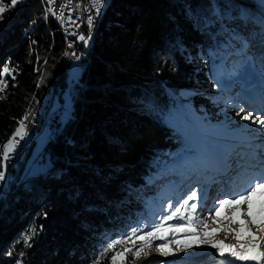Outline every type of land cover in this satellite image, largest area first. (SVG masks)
I'll return each mask as SVG.
<instances>
[{"label": "trees", "instance_id": "16d2710c", "mask_svg": "<svg viewBox=\"0 0 264 264\" xmlns=\"http://www.w3.org/2000/svg\"><path fill=\"white\" fill-rule=\"evenodd\" d=\"M224 1H112L74 79L71 113L40 153L47 168L26 172L34 142L8 197L0 198V264H112L136 240L104 249L147 222L154 194L164 196L155 203L158 213L167 199L186 196L195 174L218 177L213 165L222 157L215 146H226L214 138L190 143L169 120L185 126L187 114L220 103L219 89L209 93L215 64L220 75L254 58L264 76V4L229 0L236 13ZM1 3L8 10L0 20V71L6 63L14 71L0 75L7 81L0 91V147L49 93L63 100L69 78L65 38L39 0ZM245 39L250 45L242 50ZM182 92L192 94L190 107H181ZM181 156H188L180 162L186 174L166 169ZM5 163L9 172L0 156V170ZM174 181L180 189L171 187Z\"/></svg>", "mask_w": 264, "mask_h": 264}, {"label": "rangeland", "instance_id": "374dc122", "mask_svg": "<svg viewBox=\"0 0 264 264\" xmlns=\"http://www.w3.org/2000/svg\"><path fill=\"white\" fill-rule=\"evenodd\" d=\"M259 1L264 4V0ZM26 2H28V0H18L17 4H24ZM224 3L226 9H232L238 13L237 6L234 2L225 0ZM0 7L5 8L4 12L8 10V8L1 3V0ZM2 14H0V20H2ZM90 42L91 40L88 42V46H90ZM42 68L43 76L45 64L42 65ZM213 72L216 74L217 84L214 83L211 86L209 93H214V89H219L223 95L220 103H217L215 106H211L208 103L203 112L199 114H193V112H191V116L187 114L185 126H180L179 123L172 119L169 120V124L182 133L190 143H192V141L203 143L201 142L202 139L211 140L214 138L215 140L213 141L226 146V148H222L220 145L215 146L222 151H220L219 155L222 158L216 159L213 165V168L220 174V177L216 176L214 179H209L206 173L200 175L195 174L193 178H191L190 183L185 186V192H187V196L191 191H196L197 199L188 202V205L196 203V211L192 212L190 206L186 205L185 208H182L180 212L176 213L175 217L171 220H166L165 218L175 210L186 196H176L175 199H167L160 206L159 212L156 213L155 203L163 201L164 196L160 193L154 194L153 197L148 200L150 206L149 212L151 214L147 222L138 225L135 229H137L138 232L140 231V233L137 234V236H139L147 232L154 225L163 224L164 228L162 235L165 239L152 240V247L147 249L146 253L142 254L138 259H135L132 253L128 255V258L127 256L118 257L117 264H204L199 260L200 252H205V254L209 253L213 260L212 264H224L223 259L218 256L216 250L210 246L211 243L223 242L225 245L234 246L238 251H243L241 245L252 242L249 233L258 237L255 243L260 245L261 251H264V224H261V226L257 228L256 225L251 223V217L248 215H240L237 217L236 222H232L231 217H233L236 212L235 206L220 208L218 216L211 211L217 206L219 199L224 198L229 193L243 190L253 178L254 174L264 171L255 169L256 165H262L261 162L264 161V132L259 130L261 126L256 119L258 115L264 118V76L260 74V68L256 64L254 58L244 60L242 65L232 73L223 70L219 75L216 64ZM71 81V78H68L67 89L62 96V103L66 109H71L72 107L70 90L77 80L72 83ZM180 95L181 107L184 105L190 107L192 103V94L182 92ZM40 102L35 107L37 112ZM252 102H259L261 106H254ZM177 113L179 114V112ZM249 114L251 116L249 120L242 119L244 115ZM30 116L31 113L29 118ZM65 117L68 119V116H64L63 119H65ZM204 117H207V119ZM253 121L256 122L254 123ZM20 130L24 137L26 133L24 127L22 129L20 128ZM16 137L21 139L20 136ZM27 142L32 146L34 138L29 136ZM46 143L47 140H42L41 138L36 140L32 154L26 163V172L30 171L32 174H37L47 168L48 160L44 162L43 158L40 156ZM216 153H218L217 150ZM183 158L187 160L188 156L179 157L176 164L168 166L166 169L174 167L175 170L179 169L178 173L180 175L184 174L187 169L180 163ZM222 171L225 175V179H222ZM7 172H5V180L1 185L0 191L3 186L11 189V185L15 180L14 179L12 183L5 184ZM13 177L15 178V174ZM195 182L201 184V187L194 188L195 185L192 183ZM179 184L180 182L174 181L171 183V187L176 190L180 189ZM9 192L7 195L5 194L6 198ZM1 193L2 192H0V194ZM0 198L6 200L1 195ZM228 198H230V196ZM261 199L259 195L253 197L254 210L257 212L259 211L258 202ZM239 209L242 213H247L248 206L246 204L240 205ZM240 221L246 222L247 230L243 232L242 239L238 240L235 234L242 231V228H244V225H242ZM204 224H206L207 227H204ZM189 225H191L190 228ZM175 228H180V231H174ZM205 232H215L216 234L205 237ZM133 240H136L133 249H138L145 243V241L137 239L136 237H133ZM205 241L208 242L206 243ZM177 242L192 243L193 247L181 249ZM161 244H166L175 255L160 252L157 245ZM225 252L227 253L228 249H225ZM251 254V252L246 253V255ZM235 262L256 264L254 261ZM261 264H264V262H261Z\"/></svg>", "mask_w": 264, "mask_h": 264}, {"label": "snow or ice", "instance_id": "6c2138e0", "mask_svg": "<svg viewBox=\"0 0 264 264\" xmlns=\"http://www.w3.org/2000/svg\"><path fill=\"white\" fill-rule=\"evenodd\" d=\"M18 0H11L12 6H15L17 4ZM50 3L54 2V0H49ZM93 6L96 9V15H100L101 8L105 6L104 0H93ZM5 11L4 7H0V14H2ZM53 15H55V11H53ZM62 18V14L61 17ZM70 19V18H69ZM89 25L92 24V18L89 17L88 20ZM260 44L262 51L260 53V63L262 68V74H264V19H261L260 21ZM81 40H84V36L79 37ZM250 45V41L245 39L243 42V48H248ZM251 59V58H250ZM14 71V69H10L8 67V64L6 63L2 67V71H0V75L3 74H11V72ZM12 79H15V76H12ZM7 87V81L0 79V91L3 90V88ZM251 118L249 115H244L242 117L243 120H249ZM27 119V117H25ZM259 122V125L261 128L259 129L261 132H264V118H261L259 115L256 118ZM254 123L256 121H253ZM24 127L23 123H21V129ZM16 136H20L23 138L21 130L17 129L15 136H13L7 144L0 147V156L3 158V162H7L9 160V154L10 152H13L15 150V138ZM262 168H264V163L261 165ZM5 171H6V163L4 164V170H0V181L5 180ZM259 195L262 199L258 202L259 211L254 210V202L253 197ZM230 196V198H228ZM197 199V193L196 191H191L184 199L183 201L175 208V210L168 215L165 219L171 220L175 217L176 213L180 212L182 208H185V206H190L192 209V212L196 211L197 205L196 203H192L191 205H188L189 201ZM246 204L248 206L247 213H242L239 209L240 205ZM236 207V212L234 213L233 217H231L232 222H236L237 217L240 215H248L251 217V223L256 225L257 228L261 226V224H264V171H261L260 173L254 174L253 178L249 181L248 185L239 192L229 193L224 198H221L218 200L217 206L214 207L211 211L214 212L217 216L219 215V209L223 207ZM242 225H244V228H242V231L237 232L236 238L242 239L243 232L247 230V224L244 221H240ZM204 227H207L206 224L203 225ZM143 227V226H142ZM191 225H189V228ZM164 225H154L151 229H149L147 232L143 233L142 235L137 236V230L134 228L130 233H126L124 237L121 239H117L115 241H112L108 244V247L104 249V251H107L108 249H115L116 245L122 244L125 242H131L135 243L133 240V237H136L137 239L145 241V243L138 249H131L125 247L121 252H116L115 255L111 257L112 264H117V258L122 256L125 252H131L133 254V257L135 259L140 258V256L144 253H146V250L152 247V240H162L165 239V237L162 235ZM174 231H180V228H175ZM215 232H205V237H210L212 235H215ZM251 235L252 242L241 245L243 248V251H238L235 249L232 245H225L223 242H212L211 247L216 250L219 257H221L224 261V264H235V261H254L256 264H261V262H264V251L260 250V245L256 244L255 241L258 239L255 235ZM30 239V237H29ZM206 243L208 241H205ZM178 246L181 249H188L192 248V243H180L177 242ZM160 252L164 254H170L175 255V253L171 252V249L166 244L157 245ZM225 249H228V252H225ZM251 252V255H246V253Z\"/></svg>", "mask_w": 264, "mask_h": 264}, {"label": "built area", "instance_id": "2783aa9c", "mask_svg": "<svg viewBox=\"0 0 264 264\" xmlns=\"http://www.w3.org/2000/svg\"><path fill=\"white\" fill-rule=\"evenodd\" d=\"M106 1L104 0V4ZM52 3L54 5V11L57 12V21L68 25L69 53L65 69L72 83L80 73L81 63L87 55L88 42L92 36V27L96 23L99 15H96L93 0H54ZM61 14L62 18H60ZM89 17L92 18L91 26L88 23ZM80 36H84L85 39L81 40L79 38ZM70 113V109L64 107L61 97L58 94L49 93V98L46 101H41L37 115L33 116L29 120V124L24 128L26 132L24 137L14 141L15 150L9 154L10 158L8 162L10 168L6 176L5 184L13 182L15 179L13 177L14 172L16 173L20 170L21 163L27 158V153L31 149L27 138L29 136L33 137L34 142L38 138L49 140L59 131L60 125L64 122V116H68ZM56 115H58V122L55 124L53 119ZM65 119L67 118L65 117ZM9 190V188L3 186L0 195L6 199Z\"/></svg>", "mask_w": 264, "mask_h": 264}, {"label": "bare ground", "instance_id": "6f19581e", "mask_svg": "<svg viewBox=\"0 0 264 264\" xmlns=\"http://www.w3.org/2000/svg\"><path fill=\"white\" fill-rule=\"evenodd\" d=\"M113 0H107L106 3H105V6L101 8V14L98 16V19L96 21V23H94L93 27H92V35H94L99 27V22H100V19L104 16V14L107 12L109 6L111 5ZM39 2L41 3L42 7H43V11H44V14L46 16V18H50L49 16H52L57 27L59 28V30L61 31V33L63 34V37L65 38V47H66V51H65V55H64V59L67 63L68 61V53H69V40H68V37H69V29H68V25L66 23H60L59 21H57V12H55V15H53V11H54V5L53 3H50L49 0H39ZM85 58V57H84ZM83 58V59H84ZM81 67H82V63H81ZM82 70V68H81ZM81 70H80V73H81ZM79 73V74H80ZM79 75H77V78H78ZM49 98V96L47 95V97H45L42 101H46V99ZM41 103V102H40ZM252 104L254 106H261L259 104V102H255ZM263 107V105H262ZM37 115V109L34 108L31 112V116L30 118L28 117L24 122H23V125H24V128L29 124V120L33 117V116H36ZM18 140V139H16ZM261 163H264V161H262ZM255 169L256 170H264V168L261 167V165H256L255 166ZM221 176H222V179H225V175L223 173H221ZM218 177H220V174L218 175ZM195 185L194 188H200L201 187V184H197L196 182L195 183H192ZM193 188V189H194ZM208 201V200H207ZM211 248V247H209ZM210 250V249H209ZM198 255V254H197ZM201 256V257H200ZM199 260L204 263V264H212L213 263V260H212V257L211 255H209V253H206L205 252H200L199 253Z\"/></svg>", "mask_w": 264, "mask_h": 264}, {"label": "water", "instance_id": "95a60500", "mask_svg": "<svg viewBox=\"0 0 264 264\" xmlns=\"http://www.w3.org/2000/svg\"><path fill=\"white\" fill-rule=\"evenodd\" d=\"M53 122L56 124L58 122V115L55 116V118L53 119ZM46 137V135H45Z\"/></svg>", "mask_w": 264, "mask_h": 264}]
</instances>
